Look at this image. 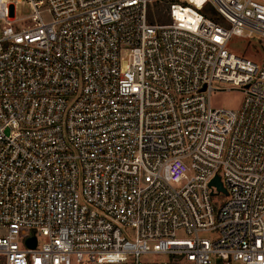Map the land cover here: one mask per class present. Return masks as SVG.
I'll use <instances>...</instances> for the list:
<instances>
[{
  "label": "built area",
  "instance_id": "2783aa9c",
  "mask_svg": "<svg viewBox=\"0 0 264 264\" xmlns=\"http://www.w3.org/2000/svg\"><path fill=\"white\" fill-rule=\"evenodd\" d=\"M235 36L264 43V0H0V264H264V60Z\"/></svg>",
  "mask_w": 264,
  "mask_h": 264
},
{
  "label": "rangeland",
  "instance_id": "374dc122",
  "mask_svg": "<svg viewBox=\"0 0 264 264\" xmlns=\"http://www.w3.org/2000/svg\"><path fill=\"white\" fill-rule=\"evenodd\" d=\"M167 6V2H158L152 6V10L159 12ZM162 12V16H152L155 21L166 22L168 20L167 15ZM29 8L26 5L19 6V14H28ZM231 49L237 53L244 54L257 61L264 60V43L257 40H246L241 37L235 36L231 43ZM243 95L239 90L227 91L221 94H217L213 97L212 101L215 106L224 108H238L242 102Z\"/></svg>",
  "mask_w": 264,
  "mask_h": 264
},
{
  "label": "water",
  "instance_id": "95a60500",
  "mask_svg": "<svg viewBox=\"0 0 264 264\" xmlns=\"http://www.w3.org/2000/svg\"><path fill=\"white\" fill-rule=\"evenodd\" d=\"M211 185H215L219 191L226 192L225 188L223 187V184L221 182V179L219 176L215 177L213 181L211 182ZM28 245L35 247L36 245V239L32 238L28 241Z\"/></svg>",
  "mask_w": 264,
  "mask_h": 264
},
{
  "label": "trees",
  "instance_id": "16d2710c",
  "mask_svg": "<svg viewBox=\"0 0 264 264\" xmlns=\"http://www.w3.org/2000/svg\"><path fill=\"white\" fill-rule=\"evenodd\" d=\"M205 13L207 15H210L211 17H213L214 19H218V15H217V12L214 8L212 7H206L205 8Z\"/></svg>",
  "mask_w": 264,
  "mask_h": 264
}]
</instances>
